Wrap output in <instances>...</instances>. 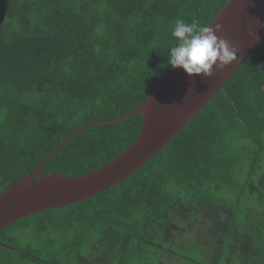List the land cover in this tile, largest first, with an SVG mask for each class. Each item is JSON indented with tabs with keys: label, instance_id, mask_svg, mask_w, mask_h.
Masks as SVG:
<instances>
[{
	"label": "trees",
	"instance_id": "trees-1",
	"mask_svg": "<svg viewBox=\"0 0 264 264\" xmlns=\"http://www.w3.org/2000/svg\"><path fill=\"white\" fill-rule=\"evenodd\" d=\"M229 1L0 0V195L78 129L138 109L172 68L176 21L209 26ZM142 124L136 115L86 129L42 175L99 169ZM184 241L199 259L179 253ZM172 257L264 264V37L132 176L0 230V264H178Z\"/></svg>",
	"mask_w": 264,
	"mask_h": 264
},
{
	"label": "water",
	"instance_id": "water-1",
	"mask_svg": "<svg viewBox=\"0 0 264 264\" xmlns=\"http://www.w3.org/2000/svg\"><path fill=\"white\" fill-rule=\"evenodd\" d=\"M222 25L216 35L237 49V60L213 69L209 78L171 68L143 104L129 115L96 121L78 129L35 170L0 195V230L37 213L64 208L120 184L161 152L228 82L264 37V0H230L209 24ZM141 115L137 139L115 159L80 177L42 175L45 164L88 128Z\"/></svg>",
	"mask_w": 264,
	"mask_h": 264
},
{
	"label": "clouds",
	"instance_id": "clouds-1",
	"mask_svg": "<svg viewBox=\"0 0 264 264\" xmlns=\"http://www.w3.org/2000/svg\"><path fill=\"white\" fill-rule=\"evenodd\" d=\"M222 25L200 26L197 21H176L171 35L178 43L170 49L168 63L182 68L189 76L209 78L213 69L224 68L237 60V49L216 35Z\"/></svg>",
	"mask_w": 264,
	"mask_h": 264
},
{
	"label": "rangeland",
	"instance_id": "rangeland-1",
	"mask_svg": "<svg viewBox=\"0 0 264 264\" xmlns=\"http://www.w3.org/2000/svg\"><path fill=\"white\" fill-rule=\"evenodd\" d=\"M224 215V214H223ZM193 227L195 228V232H199V230H201V228H200V223H194L193 224ZM164 244H166V242L164 243ZM166 247V246H165ZM194 247V246H193ZM192 246H190V244H188L186 241H184L183 243H182V246H181V248L178 250L179 251V253H181L182 255H184V256H192L193 257V259H199V256H201V253L199 252V250L198 249H196L195 250V248H193ZM165 258H169V256H165ZM173 262H175V263H178V264H180V262L176 259V258H174V257H172V258H170ZM185 264H189V263H187V262H184ZM160 264H166V259H163L162 260V262L160 263Z\"/></svg>",
	"mask_w": 264,
	"mask_h": 264
}]
</instances>
